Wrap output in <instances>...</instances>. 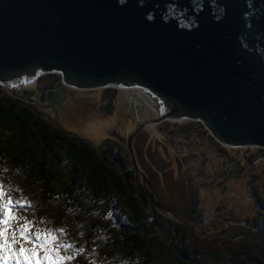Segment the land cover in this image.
<instances>
[{
	"label": "water",
	"instance_id": "water-1",
	"mask_svg": "<svg viewBox=\"0 0 264 264\" xmlns=\"http://www.w3.org/2000/svg\"><path fill=\"white\" fill-rule=\"evenodd\" d=\"M49 74L72 90L138 88L160 109L153 124L199 121L222 145L264 150V0H0V85L42 106L26 89ZM144 127L128 140L135 165Z\"/></svg>",
	"mask_w": 264,
	"mask_h": 264
},
{
	"label": "rangeland",
	"instance_id": "rangeland-1",
	"mask_svg": "<svg viewBox=\"0 0 264 264\" xmlns=\"http://www.w3.org/2000/svg\"><path fill=\"white\" fill-rule=\"evenodd\" d=\"M37 89V84L26 89L28 94L42 105L35 104L34 107L43 111L63 130L94 145L102 158L112 157L113 153L107 148L108 145L111 148L115 145L124 146L131 154L128 146L129 137L141 125H145L138 133V137L141 135L143 139L140 140V146L146 143V149L151 152L142 153V165H150L153 173L156 172L154 165H160L158 167L161 170L169 169L174 174L173 185L165 182L163 186L166 188L159 186L163 192L161 194L159 190L161 200L162 197L167 199L166 195H169L173 200L177 198L178 201L186 202L187 190L189 194H193L197 188L202 192L199 206L204 212L202 218L200 215L194 217L195 222L200 224L196 227L192 226L196 228L195 231L192 229L189 231V228L185 231L188 223L178 219L177 221L183 226L177 228L176 223L173 222L174 218L176 219L175 213L161 214L160 219L171 226L167 225L169 227L167 235L165 236L159 228H154L155 235L145 240L148 242L147 245H150L152 254L155 255L156 264L159 262L193 264L194 258H199L204 263L209 262L210 254L238 252L239 249L236 247L244 242H236L231 246H217L215 243L223 241L219 232L223 231L227 224L244 225L246 222L255 221L264 224V152L262 150L255 147H227L220 144L210 133L207 135L204 132L200 133L203 134L202 136H196L200 129L189 140L179 135L171 138L169 132L160 133L159 126L156 128L158 123L150 122L157 117L160 109L152 97L143 90L134 88L117 90L113 109L109 112L103 108L101 101L102 91L105 89L79 91L60 88V91L54 90L52 93V103ZM131 90L137 91V94L133 95ZM61 95L64 96L63 99L58 100ZM133 98L139 103L137 106L131 101ZM170 130L176 131V128ZM114 154L115 159L120 157L117 152ZM183 158L187 160L186 165H189V176L183 166L185 165ZM224 171L225 175H223ZM163 174L164 172L161 173ZM191 177L194 180H191ZM4 179L10 180V176L6 166L0 165V238L4 241H8L5 238H9L15 240V244L23 243L27 246L25 248L27 254H14L17 264L29 263L28 260H33L35 264H50L52 258L57 259L58 264H135L144 260L139 252H134L133 255H129L130 257L121 252L117 254L114 245L108 246L106 250L96 247V243H102L112 236L105 229L95 232L93 241L85 242L80 239L82 237L79 234L72 232L73 227L67 222H58L46 213L39 214L35 211L36 209L31 207L27 199H22L24 196L15 192L14 186L5 184ZM211 181L216 183L212 184ZM129 187L135 201L142 207L149 220L152 219L155 213L149 207L150 203L147 200L142 201L137 194L142 187H137L135 184ZM58 196L55 201L70 206L65 211L69 210L67 215L71 216L73 203L68 204L63 194ZM153 200L158 207L160 206L159 208H163L156 196ZM16 209L19 210L15 211ZM111 212L107 217L110 222L116 219L113 218L115 212ZM211 237L214 240L212 245L209 243ZM136 238L143 239L139 235ZM173 239L176 241L175 244ZM34 241L38 244L33 247L31 243ZM179 241L189 252V255L183 256L186 258L175 256L178 250L175 246ZM257 243L263 242L257 241ZM44 248L47 249L46 252ZM161 250H165L166 255L159 259ZM261 250L263 251L264 248L262 247ZM193 253H197L198 257Z\"/></svg>",
	"mask_w": 264,
	"mask_h": 264
},
{
	"label": "trees",
	"instance_id": "trees-1",
	"mask_svg": "<svg viewBox=\"0 0 264 264\" xmlns=\"http://www.w3.org/2000/svg\"><path fill=\"white\" fill-rule=\"evenodd\" d=\"M37 86L41 95L47 98L49 92L62 88L61 77L57 74L44 75ZM116 94L114 89L103 91V106L109 112L113 109ZM63 97L61 95L57 99ZM113 154L112 157L102 158L94 145L63 130L43 111L30 107L26 101L14 97L0 85V165L6 166L10 176V180L4 179L5 184L14 186L15 192L24 196L22 199H27L39 214L46 213L58 222L70 224L72 232L79 234L85 242L93 241L94 233L105 229L112 236L96 243V247L106 250L114 245L117 254L121 252L127 256L139 252L144 260L135 264H156L155 255L145 240L155 235L154 228H159L166 236L171 226L155 215L149 220L131 194L127 163L123 158L115 159ZM61 194L68 204L73 203L71 216L67 215L69 210L65 211L70 206L55 201ZM111 211L115 212L113 218L116 221H108ZM259 233L251 241H237L249 237L252 232L236 231L230 239L216 245L231 246L235 241L244 242L236 247L238 252L210 254L209 262L202 263L199 258H194L192 262L264 264V250H261L264 248V237ZM137 235L143 239H137ZM257 241L263 243L258 244ZM175 248H178L177 258L189 255L181 241ZM159 254L160 259L166 255L165 250ZM193 254L198 257L197 253Z\"/></svg>",
	"mask_w": 264,
	"mask_h": 264
},
{
	"label": "flooded vegetation",
	"instance_id": "flooded-vegetation-1",
	"mask_svg": "<svg viewBox=\"0 0 264 264\" xmlns=\"http://www.w3.org/2000/svg\"><path fill=\"white\" fill-rule=\"evenodd\" d=\"M62 88L67 89L64 87H62ZM37 90L40 91L39 88ZM55 90L60 91L61 89L57 88ZM103 91H102V95H103ZM49 93H54V91L49 92ZM58 98H60V97H58ZM47 99L50 103H52L53 96L51 97V99H49V97L47 95ZM101 101H102V98H101ZM134 104L137 106L139 103L136 101V102H134ZM158 126H159L158 131L160 133L163 134V132H169L170 136H172L171 138H174L175 136L179 135V136H182L184 139L189 140V138L192 137L193 134L199 132V129H200V132L197 133L196 136H202L203 134H200V133H204V132L207 135H209L208 134L209 132L206 130V128L201 123L190 121V120H165V121L158 123V125H156V128ZM172 128H176V131H171L170 129H172ZM138 136H139V134L134 139L135 146L133 149L134 153H135L137 165H135L133 163V161L131 159V154H129V152L127 151V149L124 146L115 145L114 148H111L107 144L108 145L107 148L110 151H112L113 153L117 152L120 155V158H123V160L127 163L126 169L130 173V179H129L130 186H132V184H135L137 187H140V186L142 187L139 189V192H137V194L142 201L147 200L150 203L149 207L155 213L156 217L160 218L161 214L162 215H169L171 213H173V214L175 213L178 218L184 220L185 223H188L185 231H188V228H189V231H191L190 229L195 231L196 225H200V224L195 222L194 217L200 215L201 216L200 218H202V216H203L202 212H204L199 206L200 205V203H199L200 197L202 196L201 195L202 192H199V189L197 188L193 194H189V190H187L188 193H186V195H185V198L187 199L186 202H182L180 200L178 201L177 198L175 200H173V198L170 197L169 195H166V196H168L167 199H163V197H162V200H161L160 194H159V190H160L159 186L164 187L163 185L166 183L173 185L174 174L169 169L161 170L158 167L160 165H154V169L156 170V172H154V173L152 172V167L150 165H142V163H141L142 162V157H141L142 153L144 151H147L148 154H150L151 150L146 149V146H147L146 143L143 146H140V140H143V139H142L141 135H140V137H138ZM184 147H187V146L184 145ZM245 158H247L246 155H245ZM183 161H185V165H183V166L186 170V174L189 176V169H188L189 165H186L187 160L185 158H183ZM162 172H164L163 175H161ZM225 174L226 173L224 171L223 175H225ZM144 176H146L148 178V181H149L148 185L146 184V179H144ZM219 179L220 178H218V181H219ZM191 180H194V179L191 177ZM210 183L215 184L216 182L211 181ZM164 188H166V187H164ZM151 192H153L155 194L158 202L161 204V206L163 208H159L155 204V202L151 196ZM160 192H161V194L163 193L161 190H160ZM190 198H191V200H190ZM191 218H193V219H191ZM173 222L176 223L178 228L180 227V225L183 226L175 218H174ZM192 226H195V227H192ZM239 230L241 232L242 231H250V232H252V234L248 235L249 238H247V236H245L241 239H238L237 241H242V240L243 241H246V240L251 241L250 239H253L252 237L257 236L256 233H258V232L263 234V236H261V237H264V224H262L258 221L246 222L244 225L227 224L226 228L223 229V231L219 232V235L221 238H223V240L230 239L231 236L233 234H235L236 231H239ZM212 241H214V240L211 237L209 243H212ZM237 241H235V242H237ZM221 242H223V241H221ZM215 244H218V242Z\"/></svg>",
	"mask_w": 264,
	"mask_h": 264
},
{
	"label": "bare ground",
	"instance_id": "bare-ground-1",
	"mask_svg": "<svg viewBox=\"0 0 264 264\" xmlns=\"http://www.w3.org/2000/svg\"><path fill=\"white\" fill-rule=\"evenodd\" d=\"M135 90L137 89V90H140V89H138V88H134ZM128 91V90H127ZM140 91H142V90H140ZM144 92V91H143ZM131 93H133V95H135V94H137V91H135L134 92V90H131ZM154 100V99H153ZM154 102L157 104V102L154 100ZM158 106V105H157ZM149 125V124H148ZM153 125V124H152ZM99 135V134H98ZM150 186V185H149ZM37 245L38 243L36 242V241H34V242H32L31 243V245L32 246H34V245ZM30 245V246H31ZM3 250V252H4V254L5 253H7V252H11L12 250H13V245L11 244V243H7L5 246H0V251H2ZM2 261V259H1V257H0V262Z\"/></svg>",
	"mask_w": 264,
	"mask_h": 264
}]
</instances>
